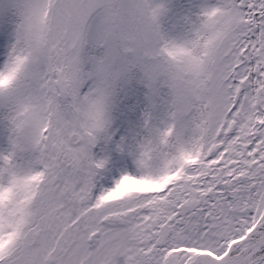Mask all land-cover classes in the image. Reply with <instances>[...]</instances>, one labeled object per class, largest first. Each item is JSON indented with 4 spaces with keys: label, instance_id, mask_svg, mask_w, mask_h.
Segmentation results:
<instances>
[{
    "label": "snow or ice",
    "instance_id": "obj_1",
    "mask_svg": "<svg viewBox=\"0 0 264 264\" xmlns=\"http://www.w3.org/2000/svg\"><path fill=\"white\" fill-rule=\"evenodd\" d=\"M165 11L0 0V264H264V0H215L178 39ZM134 71V166L109 167L93 148Z\"/></svg>",
    "mask_w": 264,
    "mask_h": 264
},
{
    "label": "rangeland",
    "instance_id": "obj_2",
    "mask_svg": "<svg viewBox=\"0 0 264 264\" xmlns=\"http://www.w3.org/2000/svg\"><path fill=\"white\" fill-rule=\"evenodd\" d=\"M153 3L156 5L163 4L166 8L165 13L159 19L161 33L170 39H178L187 33L191 23L196 20L201 7L214 4L215 0H153ZM102 54L103 49L94 48L93 55L87 58L95 57L98 59ZM92 66L90 60L85 64L86 70H91ZM141 90L148 94V89L141 82L138 71H134L127 82H117L114 103L110 113V137H112L115 129L123 122L122 114L124 108L135 100L137 94L141 93ZM131 121L129 117V125L132 123ZM110 140L105 142L101 139L96 144V146L101 147L103 153L106 155H109L110 152L106 145Z\"/></svg>",
    "mask_w": 264,
    "mask_h": 264
},
{
    "label": "trees",
    "instance_id": "obj_3",
    "mask_svg": "<svg viewBox=\"0 0 264 264\" xmlns=\"http://www.w3.org/2000/svg\"><path fill=\"white\" fill-rule=\"evenodd\" d=\"M94 48L86 49V57L93 55ZM166 91V90H165ZM148 94L141 90L140 94H137L135 100L127 104L123 110L122 120L123 122L115 129L111 140L106 145L109 149V155L103 153L101 147L98 145L93 149V155L97 159H108V166L113 164L131 165L134 166L133 159L129 154L127 147L124 146L132 144L135 140L140 138L142 129V117L145 109L149 106ZM129 117L132 120L131 124H128Z\"/></svg>",
    "mask_w": 264,
    "mask_h": 264
}]
</instances>
